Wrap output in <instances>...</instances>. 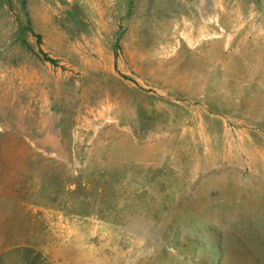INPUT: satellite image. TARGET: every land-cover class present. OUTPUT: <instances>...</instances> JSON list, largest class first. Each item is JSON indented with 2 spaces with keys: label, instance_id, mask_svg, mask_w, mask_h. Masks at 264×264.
Returning a JSON list of instances; mask_svg holds the SVG:
<instances>
[{
  "label": "rangeland",
  "instance_id": "obj_1",
  "mask_svg": "<svg viewBox=\"0 0 264 264\" xmlns=\"http://www.w3.org/2000/svg\"><path fill=\"white\" fill-rule=\"evenodd\" d=\"M264 264V0H0V252Z\"/></svg>",
  "mask_w": 264,
  "mask_h": 264
},
{
  "label": "crops",
  "instance_id": "obj_2",
  "mask_svg": "<svg viewBox=\"0 0 264 264\" xmlns=\"http://www.w3.org/2000/svg\"><path fill=\"white\" fill-rule=\"evenodd\" d=\"M0 264H53V261L37 246L18 244L0 252Z\"/></svg>",
  "mask_w": 264,
  "mask_h": 264
}]
</instances>
